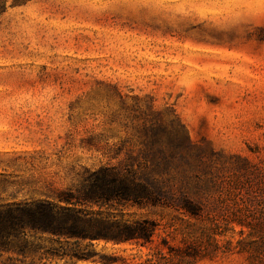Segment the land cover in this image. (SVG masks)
<instances>
[{"label":"rangeland","instance_id":"rangeland-1","mask_svg":"<svg viewBox=\"0 0 264 264\" xmlns=\"http://www.w3.org/2000/svg\"><path fill=\"white\" fill-rule=\"evenodd\" d=\"M128 153L213 210L221 178L264 165V0H0V202L76 192ZM81 208L155 219L160 245L162 226L179 224L174 208ZM39 237L79 250L48 264L152 257L132 242ZM244 262L219 253L195 264Z\"/></svg>","mask_w":264,"mask_h":264},{"label":"trees","instance_id":"trees-1","mask_svg":"<svg viewBox=\"0 0 264 264\" xmlns=\"http://www.w3.org/2000/svg\"><path fill=\"white\" fill-rule=\"evenodd\" d=\"M157 148L163 156L164 149ZM152 151L142 152L146 157ZM141 164L137 155L128 153L123 164L99 168L95 180L76 192L60 190L56 198L0 202V257L5 254L8 260H0V264H48L50 258L79 251L46 246L40 241L41 234L51 243L50 236H55V240L75 237L88 243L103 239L146 246L152 257L145 264H195L219 253L242 255L244 264H264V165L238 167L221 178L222 192L218 208L213 210L181 190L175 195ZM113 200L138 207L174 208L180 214L179 224L162 226L165 235L160 236V245L153 239L160 228L155 219L131 220L81 208L87 203L100 205ZM227 232L236 234V239L228 237L218 243L216 236L225 237ZM176 236L179 244H170Z\"/></svg>","mask_w":264,"mask_h":264}]
</instances>
